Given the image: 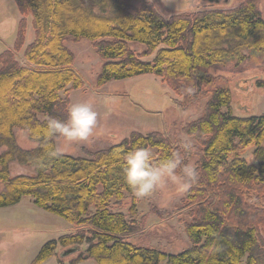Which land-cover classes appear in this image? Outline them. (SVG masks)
<instances>
[{
	"label": "trees",
	"instance_id": "1",
	"mask_svg": "<svg viewBox=\"0 0 264 264\" xmlns=\"http://www.w3.org/2000/svg\"><path fill=\"white\" fill-rule=\"evenodd\" d=\"M14 2L21 15L15 41L0 52V207L27 195L34 205L74 225L73 232L46 241L33 263L67 247L62 255L84 252L71 264L88 258L95 264H264V114L235 115L227 84L209 72L264 56L259 0H242L228 9L207 2L168 17L146 0L136 7L131 0ZM28 16L33 39L23 48ZM69 37L91 41L102 60L97 86L153 74L183 97L174 100L182 108L206 97L203 113L181 129L198 148L196 181L181 197L189 217L186 249L167 253L130 242L137 231L134 204L130 215L113 209L125 193L133 194L124 177L128 151L137 146L154 150L153 161L180 151L188 164L190 150L180 147L183 141L165 130L131 131L78 156L57 150L59 136L44 135L50 117L67 120L69 91L83 86L64 43ZM131 42L144 49H132ZM257 86L264 88V81ZM16 129L36 146L21 148ZM248 146L252 161L241 155ZM13 162L33 173L11 175Z\"/></svg>",
	"mask_w": 264,
	"mask_h": 264
},
{
	"label": "rangeland",
	"instance_id": "2",
	"mask_svg": "<svg viewBox=\"0 0 264 264\" xmlns=\"http://www.w3.org/2000/svg\"><path fill=\"white\" fill-rule=\"evenodd\" d=\"M142 0H131L136 7ZM164 17L190 11L207 0H146ZM242 0H218L211 8H233ZM210 3V2H208ZM264 19V0L258 2ZM14 0H0V52L13 45L20 19ZM33 29L31 16L27 17L23 48L32 41ZM65 45L74 55V67L83 78L81 88L71 89L68 94L69 105L89 103L97 113V126L87 141L67 142L63 137L56 140L57 150L64 154L82 156L90 151L116 143L131 131L147 133L166 131L178 140L191 144L188 164L195 168L198 148L195 141L182 133L187 121L199 117L204 110L205 98L191 100L186 107H180L171 88L153 74H143L122 80H111L102 86L96 85V76L102 60L96 54L91 41L73 40L69 37ZM136 51L144 46L131 42ZM247 55V53H245ZM22 52L18 53L21 58ZM152 57V56H151ZM149 57V58H151ZM145 58V59H149ZM223 69V70H222ZM209 72L221 77L231 93V109L235 115L264 114V88L258 87V81H264V56H249L240 64L230 63L219 69L210 68ZM17 144L21 148H33L36 144L29 140L24 131H14ZM264 145V144H263ZM1 150V149H0ZM154 154V150H149ZM241 155L253 160V147L248 146ZM11 175L33 173L31 167L16 162L10 164ZM1 188V183H0ZM176 184L168 182L165 187L156 190L151 196L137 198L125 193L122 200L113 203V209L130 215L129 208L134 204L131 219L137 225V231L129 236V241L140 246H152L167 253H177L190 246L185 233V223L189 217L186 204ZM115 201V200H114ZM74 225L36 205L32 197L23 196L19 202L0 207V264H35L33 259L40 247L48 240L57 239L62 234L71 233ZM59 247L46 260L36 264H71L79 255L77 252L62 255ZM74 264H95L91 258ZM159 264H168L161 261Z\"/></svg>",
	"mask_w": 264,
	"mask_h": 264
},
{
	"label": "clouds",
	"instance_id": "3",
	"mask_svg": "<svg viewBox=\"0 0 264 264\" xmlns=\"http://www.w3.org/2000/svg\"><path fill=\"white\" fill-rule=\"evenodd\" d=\"M189 93L193 89H187ZM97 126V113L89 103L72 105L65 121L50 117L44 128L48 138L63 137L67 142L87 141ZM180 147L184 151L191 149L186 140ZM50 155L56 156L55 151ZM124 177L127 185L137 198H146L153 192L165 187L168 182L176 184L179 191L187 190L195 183L197 172L194 167L184 162L180 151L170 156L153 161L151 152L146 147H134L124 156Z\"/></svg>",
	"mask_w": 264,
	"mask_h": 264
},
{
	"label": "water",
	"instance_id": "4",
	"mask_svg": "<svg viewBox=\"0 0 264 264\" xmlns=\"http://www.w3.org/2000/svg\"><path fill=\"white\" fill-rule=\"evenodd\" d=\"M208 2L212 3V2H217L218 0H207ZM71 251V250H69Z\"/></svg>",
	"mask_w": 264,
	"mask_h": 264
},
{
	"label": "crops",
	"instance_id": "5",
	"mask_svg": "<svg viewBox=\"0 0 264 264\" xmlns=\"http://www.w3.org/2000/svg\"><path fill=\"white\" fill-rule=\"evenodd\" d=\"M19 19L15 20V23L18 21Z\"/></svg>",
	"mask_w": 264,
	"mask_h": 264
}]
</instances>
